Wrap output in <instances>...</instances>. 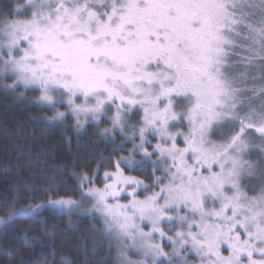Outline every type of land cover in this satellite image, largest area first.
<instances>
[{
  "label": "snow or ice",
  "instance_id": "obj_1",
  "mask_svg": "<svg viewBox=\"0 0 264 264\" xmlns=\"http://www.w3.org/2000/svg\"><path fill=\"white\" fill-rule=\"evenodd\" d=\"M6 7L0 84L38 90L54 121L80 129L103 119L102 135L132 144L127 156L101 158L112 163L102 186L97 165L74 177L80 200L48 205L98 220L115 264H264V0ZM145 169L151 186L126 174ZM42 207L14 203L0 225Z\"/></svg>",
  "mask_w": 264,
  "mask_h": 264
},
{
  "label": "trees",
  "instance_id": "obj_2",
  "mask_svg": "<svg viewBox=\"0 0 264 264\" xmlns=\"http://www.w3.org/2000/svg\"><path fill=\"white\" fill-rule=\"evenodd\" d=\"M11 0H0V10L7 11ZM5 80L4 83H8ZM19 92L0 84V219L8 209L45 204L49 197H78L74 178L81 172L94 173L102 165L97 185L102 186L103 170H111V161L123 156L112 143L95 136L88 125L79 133L67 118L61 126L50 125V108L19 97ZM73 121V122H72ZM132 175L149 179L147 169ZM36 218L17 217L9 225H0V264H113L105 251L89 236L91 222L43 208ZM108 259H105L104 258Z\"/></svg>",
  "mask_w": 264,
  "mask_h": 264
},
{
  "label": "rangeland",
  "instance_id": "obj_3",
  "mask_svg": "<svg viewBox=\"0 0 264 264\" xmlns=\"http://www.w3.org/2000/svg\"><path fill=\"white\" fill-rule=\"evenodd\" d=\"M7 80H9L8 84L12 83L11 79H7ZM3 83H4V81H3ZM10 90H12V93H15V91L19 92V94H20L19 97H21V99L24 100V101L25 100L28 101L26 103L27 104L29 103L28 104L29 107H33V110H32L33 112H34V110L36 108L35 105L39 107L38 110H42L41 107H40L42 104L37 103V97L39 95V91L38 90H33L31 88L24 89L23 86H18V88L15 89V90H13V89H10ZM43 106L46 107L47 109L50 108V107H48L46 105H43ZM58 107H59V111L67 112V105L66 104L60 105ZM50 111H51L52 116H53L54 115L53 110H50ZM35 112H36V110H35ZM45 120L50 125L61 126L63 124V122H57V120L54 121L52 119H47V118ZM72 120L74 121V119H72ZM73 123L75 124V121ZM88 125H91V130L93 131L92 133H94L95 136L97 135V136L101 137L102 140L104 139L106 142L112 143L114 148H115V146H121L122 145L124 147V149H125L124 150L125 154L123 156H127L129 154V152H131L132 144L126 143L120 137V135L118 133L114 132L113 134L107 135V136L106 135H102L103 128L111 127V123L110 122H104L103 119L101 120L99 125L95 121L89 120L88 122H86L84 124L83 128L78 129L76 127V125L73 126V128H75L76 131L79 132V133H81V132L84 133V131L87 132L88 129H89ZM129 135H130V133H129ZM148 138L152 139L151 136H149ZM136 143H139V141L137 140ZM152 143L155 144L156 140L152 139ZM148 150L152 151L151 148H149ZM140 158H141L140 155H137L135 157V159H137V160H139ZM132 172L133 171L128 172L126 170V174L132 175L131 174ZM157 175H163V174H162V172H158ZM137 178H139V177H137ZM139 179H141V178H139ZM142 180H144V179H142ZM144 181H145V183H147V184H149L151 186V184L146 182V180H144ZM77 187H78V185H77ZM77 187L73 189L74 193L77 192ZM64 198H68V197H64ZM71 198L74 199V200H80L81 199L79 195H78V197L72 196ZM141 198H143V197H141ZM42 205H44V207H42L41 209L50 208V209L56 210V211H58V212H60L62 214L68 215L70 217H75V218H79V219H89L90 222H91V228L89 229V236H91V238L97 243V246L99 245L105 251L106 255L108 257H110V260H112L113 264H115L117 252L115 250V247L110 244L108 238L103 234L102 224L98 220L93 219L92 216L89 213H87L86 211H84V210L73 211L71 214H68L67 212H61L60 210H58L56 208H53L52 206L48 205L47 203L42 204ZM41 209H39L38 211H40ZM145 230L147 231L148 229L146 228ZM166 250L167 251H171L170 248H166ZM224 254L227 255L228 253L225 252ZM108 257L107 258L105 257L104 260L108 259ZM134 258H137V257H134ZM190 259H192V257H190Z\"/></svg>",
  "mask_w": 264,
  "mask_h": 264
}]
</instances>
